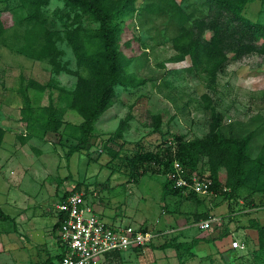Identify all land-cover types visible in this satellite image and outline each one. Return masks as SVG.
Masks as SVG:
<instances>
[{
  "label": "rangeland",
  "instance_id": "rangeland-1",
  "mask_svg": "<svg viewBox=\"0 0 264 264\" xmlns=\"http://www.w3.org/2000/svg\"><path fill=\"white\" fill-rule=\"evenodd\" d=\"M174 1L182 8L185 28L208 11L203 0ZM168 2L134 0L133 9L117 20L118 47L133 83L115 86L108 105L93 121L87 145L67 158L68 147L76 138L72 136L75 125L82 119L70 108L68 98L77 78L73 71L79 68L65 40L47 31L61 29L56 9L63 7V1L49 0L43 7L46 22L38 28L27 22L19 0H0V126L4 131L0 141V209L8 215L0 219V242L4 244L0 264H14L11 239L24 245L19 249L21 258L35 262L40 251L36 253L31 235L38 233L42 239L44 226L54 218V204L70 189L83 191L104 220L159 231L152 244L122 250L117 264H264V248L258 247L256 230L241 233L251 217L264 224L263 192L240 187L238 203L230 201L231 211L228 200L215 193L200 194L198 200L162 195L164 176L160 173L146 171L137 180L127 174L125 153H133L138 145L152 150L158 144L173 145L174 133L185 138L203 135L211 120V107L220 113L224 132L248 139L251 157L257 155L264 138V54L253 51L235 58L234 52L228 51V59L210 80L188 55L177 57L172 40L182 29L166 9ZM244 12L264 22V0L248 3ZM84 22L95 24L89 19ZM210 34L204 27L202 36L209 38ZM54 48L61 52L52 56ZM53 61L59 63V69H54ZM29 105L33 111L52 105L60 121L57 129L43 135L39 128L28 129L21 108ZM156 113L161 120L154 129ZM119 125L120 136L115 134ZM25 133L24 139L19 137ZM110 149L118 154L113 157ZM197 170L208 174L206 156L199 160ZM246 201L248 206L243 204ZM254 202L256 206H251ZM23 208L29 218L18 225L15 213ZM206 210L218 217L215 226L229 231L226 237L200 240L190 249L193 253L180 257L174 247L160 246L174 237L173 241L205 237L208 227L199 230L195 219ZM230 211L233 215L229 217ZM18 218L21 220L20 215ZM14 228L23 231L21 238L16 239ZM213 231L209 229L211 236ZM235 236L244 245L234 252L229 242Z\"/></svg>",
  "mask_w": 264,
  "mask_h": 264
},
{
  "label": "trees",
  "instance_id": "trees-1",
  "mask_svg": "<svg viewBox=\"0 0 264 264\" xmlns=\"http://www.w3.org/2000/svg\"><path fill=\"white\" fill-rule=\"evenodd\" d=\"M63 7L56 9L60 19L61 29L48 30L57 38L65 40L75 57L78 70L76 82L70 91L69 106L78 112L82 119L75 125V141L66 152V157L85 148L93 127V121L106 108L116 85L126 86L133 83V79L125 71V59L119 47L120 26L117 21L121 16L132 10L134 0H62ZM254 0H203L208 5V11L203 17L194 19L190 27H184V13L174 0H169L166 9H170L172 17L180 24L182 32L173 38V46L178 50L177 57L188 55L193 64H200L202 69L214 80L216 73L228 59L227 52L233 51L234 57L239 58L249 52L264 54V22L252 19L244 12L245 6ZM25 8V19L28 23L44 27L46 17L43 7L49 0H19ZM159 8V7H158ZM187 17V15H186ZM89 19L95 24L85 23ZM210 29L209 38L202 36L203 28ZM59 50L53 49L52 56ZM34 54V53H32ZM40 56L39 54H34ZM54 69H59V63L53 61ZM203 97L209 99L203 93ZM31 105L21 108L22 119L28 129L39 128L41 133L56 130L60 121L58 112L52 105L33 111ZM211 120L208 130L201 136L185 138L182 133L171 134L173 145L158 144L157 148L144 149L139 146L131 154H124V164L127 174L132 180H137L146 171H153L164 176L162 195L172 194L183 198L193 197L201 199L194 191H184L182 186H173L168 174L173 170V161L177 160L187 173L197 169L202 156H206L210 179L209 188L212 193L228 200L227 206L233 211L230 201L237 202V191L246 186L250 191L264 193V138L257 155L251 157L247 151V140L231 135L221 129V115L211 107ZM160 114L153 115V127L160 125ZM121 126L115 134L121 135ZM3 128L0 126V141ZM27 133L19 137L24 139ZM115 157L118 152L110 149ZM77 189L64 190L62 199L67 193ZM246 197V196H245ZM246 202H243L244 206ZM238 203V202H237ZM256 202L252 203L251 206ZM227 213L230 217L233 212ZM209 210L196 215L195 222L211 215ZM8 215L0 209V219H7ZM59 220L55 221L56 228ZM205 237H193L190 241H163L161 247H174L178 257L182 253L191 252V248L200 240L211 238L223 239L229 231L215 224H210ZM247 227L256 230L259 248H264V224L256 217L249 218ZM143 228H146L143 226ZM209 229H214L211 234ZM199 230H201L199 228ZM210 234V236H209ZM205 238V239H204ZM152 244V243H150ZM229 246L230 242H229ZM233 248V247H231ZM193 253V252H191ZM120 250L108 251L104 254L103 264H117ZM60 254H56L58 258ZM52 264H55L53 262Z\"/></svg>",
  "mask_w": 264,
  "mask_h": 264
},
{
  "label": "built area",
  "instance_id": "built-area-1",
  "mask_svg": "<svg viewBox=\"0 0 264 264\" xmlns=\"http://www.w3.org/2000/svg\"><path fill=\"white\" fill-rule=\"evenodd\" d=\"M173 170L168 174L173 186H182L184 191L199 194L212 193L210 179L206 173L197 169L187 173L179 161H173ZM56 230L60 254L55 264H98L104 254L112 250H125L152 242L159 231H151L140 225L127 222L104 220L86 200L84 192L75 190L67 193L54 204ZM218 217L209 215L197 222L205 229L212 222L217 224ZM221 224V223H220ZM233 248L243 247V241L232 238Z\"/></svg>",
  "mask_w": 264,
  "mask_h": 264
},
{
  "label": "crops",
  "instance_id": "crops-1",
  "mask_svg": "<svg viewBox=\"0 0 264 264\" xmlns=\"http://www.w3.org/2000/svg\"><path fill=\"white\" fill-rule=\"evenodd\" d=\"M19 215L21 216V220L19 218L18 219H15ZM15 218H14V222H17L18 225H19L20 224V221L21 222L26 221L29 218V215H26L25 214V209L23 208L22 210L16 211ZM55 221H56V213L54 212V218L52 220H49L48 223H46V225L43 228V230L44 229H46V230H44V234H43L42 239L39 238V236L37 237L38 233H37L36 236H32L31 235L32 241H33L32 244H34L36 246L37 250H38L36 253L38 254V252L40 251V255H37V259L35 260L34 263H32L31 260H29L30 262L27 263L26 262L27 260L25 258L24 259L21 258L22 256H21V253H20L19 249L23 248L24 245H22L21 243H19L18 240H12L11 239V245L9 247V250H13L14 253H15V256L13 258L14 259V264H52L53 262L56 261L55 255L59 251V245H58V240H57L56 234H55V228H53V225H54ZM15 229L16 228H14V230ZM50 230L52 232H50ZM252 230H255V229H253L251 227H245V228L242 229L241 233L243 235H247ZM15 231L18 232V235H17V238L16 239L21 238L23 231H21L20 229H16ZM235 237L237 239L239 238L240 241H243L242 239H240V237H238V236H235ZM3 246H4V244L0 242V251H2L4 249ZM6 246H8V245H6ZM229 249L234 250V252L236 250H238L237 248H231L230 246H229ZM227 251L228 250H226L224 252H227ZM234 252L231 251L230 254H233ZM209 256H210V258H212L211 255H209ZM219 256L222 259L225 258V255H223V253L222 254H219ZM233 258L234 257H232V259ZM102 261L103 260H101L98 264H103ZM234 261H235V259H234ZM234 261H233V263H234ZM226 262H228V261H226Z\"/></svg>",
  "mask_w": 264,
  "mask_h": 264
}]
</instances>
